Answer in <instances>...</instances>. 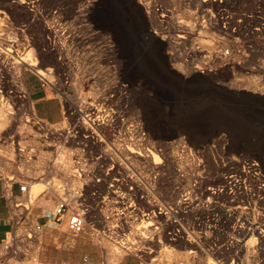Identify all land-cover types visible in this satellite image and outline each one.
I'll return each mask as SVG.
<instances>
[{
  "label": "rangeland",
  "instance_id": "obj_1",
  "mask_svg": "<svg viewBox=\"0 0 264 264\" xmlns=\"http://www.w3.org/2000/svg\"><path fill=\"white\" fill-rule=\"evenodd\" d=\"M145 1L152 10L154 3L161 4L165 16L147 13ZM230 2L249 5L248 0ZM186 6L183 0H0V107L7 115L5 122L0 119V167L7 178L41 180L40 189L51 186L8 197L12 215L22 219L6 239L12 242L10 251L0 249V264L2 259L15 264H264V242L256 240L247 253L230 246L246 240L238 226L264 229V190L256 177L245 183L252 198L233 201L231 186L207 193L213 190L209 187L223 188L222 167L233 157L256 159L264 174V103L250 112L249 105L235 100L238 93L255 91L231 84L236 74H249L259 64L242 69L209 62L206 55L220 45L199 29L183 41L175 39L174 47L147 44L182 33L168 18L182 17ZM7 43L15 44L12 51ZM22 56L34 59L44 75L19 65ZM198 68L202 71L193 72ZM25 79L59 102L57 122L39 118L35 102L19 97L22 86L27 88ZM47 124L57 126L58 133ZM217 128L210 142L197 143L201 132ZM18 132L28 136L21 141ZM131 139L155 151L159 141L172 142L169 154L177 158L184 146L199 168L177 163L159 171L125 161L119 151ZM67 161L70 174L79 172L83 179V169L88 178L69 185L61 170ZM77 192L85 226L73 235L65 220L56 224L46 213L64 195ZM181 197L187 199L177 208ZM19 202L27 208L16 207ZM149 219L153 224L145 228ZM35 221L44 223L39 233L29 228ZM186 234L200 245L184 242Z\"/></svg>",
  "mask_w": 264,
  "mask_h": 264
},
{
  "label": "built area",
  "instance_id": "obj_2",
  "mask_svg": "<svg viewBox=\"0 0 264 264\" xmlns=\"http://www.w3.org/2000/svg\"><path fill=\"white\" fill-rule=\"evenodd\" d=\"M183 1L186 4H192L190 3L192 0ZM230 1L231 0H199V5H195L197 7L193 9L195 14L192 29L177 26L176 29L179 28L183 31L182 33H176L174 39L183 41L186 39L185 35L188 36L191 31L198 29L200 32V28L204 27V29L210 33L212 32L215 34V37L211 41L216 40L220 45L219 50L208 52L209 54L206 55L209 62H219L224 65H237L242 69H248L244 67L245 65L259 64L258 69L250 67L248 70L249 73L251 69H254L255 71L259 70L262 73H259V75H262L261 77L264 80V0H248L249 5H246L245 3L242 5H235ZM143 6L145 7L146 12V8L148 7L150 12H153L154 14L157 12L161 17L165 16L164 8L159 3H154V11L152 10L149 1L143 2ZM179 19H182V17ZM163 36L162 37L166 39L171 37ZM176 43L179 44V41ZM198 69L200 70V68ZM200 71H202V69ZM19 97L23 98L21 94ZM252 162L255 161L244 157L240 159L238 158L240 170H243L246 173V176H243L245 179L246 177L248 178L251 176L256 177L257 173L261 172V169L258 172L257 170H251L252 168H249ZM237 179L241 180L242 177L238 176ZM262 180H264V174ZM15 184L18 185V193L22 195H28L30 193L31 187L29 186L28 181L23 182L13 178L4 177V174L0 169V190L2 197L6 200H8V197H13ZM79 198H81V194L77 200ZM47 216L56 224H60L65 220L67 231L73 235H77L84 230L85 211L81 209L79 205L76 203L73 204L71 201L61 198L55 205L53 212ZM21 219L22 217L14 218L13 216V227L15 223H21ZM43 227L44 223L39 221L31 223L29 226L30 230L34 233H39L42 231ZM11 231L9 233H11ZM7 238L8 236L6 239ZM6 239L0 242V249L10 251L12 248V242L9 240L6 241ZM2 262L5 264H15L8 262L6 259H2Z\"/></svg>",
  "mask_w": 264,
  "mask_h": 264
},
{
  "label": "bare ground",
  "instance_id": "obj_3",
  "mask_svg": "<svg viewBox=\"0 0 264 264\" xmlns=\"http://www.w3.org/2000/svg\"><path fill=\"white\" fill-rule=\"evenodd\" d=\"M170 2L172 3H175V2H179L180 0H169ZM132 2V1H131ZM91 2L89 1L88 4H90ZM190 3H192L193 5H199V0H192ZM94 4V3H93ZM192 4H187L186 8L184 9L185 11V15H183L182 19H179L181 16H179L178 14H175V15H172L168 18V23L170 24V26L173 28V29H176L177 26H181V27H184V28H190L192 29L193 27V20H194V14H195V11L193 10V8L191 7ZM147 13H150L149 11V8L147 7ZM2 10V9H0ZM140 14V13H139ZM140 16V15H139ZM154 17V16H153ZM156 20V18L154 17V21ZM143 21V20H141ZM153 19L150 18V22H152ZM153 23V22H152ZM154 33H157V31H154ZM200 32H203V33H208L207 34V37L208 40H212L214 37H215V34L214 33H210L209 31H207L206 29H204V27L200 28ZM145 36V35H144ZM178 36V35H177ZM164 37V36H163ZM150 38V37H149ZM166 39V38H165ZM143 40H145L143 38ZM150 40V39H149ZM144 42V41H143ZM146 42V41H145ZM149 45H152L154 46V48L156 49H161L162 47H165V46H169V47H174L177 45V43L175 42V39L172 37H169V39H166L165 42H159L158 40L156 39H151L150 41H148ZM7 47L10 51H12V47L15 45H13L12 43H7L6 44ZM8 50V51H9ZM28 55V54H27ZM23 57V58H22ZM21 58H19L18 60L20 62H18L19 65H25L31 69H33L34 71H36L38 74H40L41 76L44 75L45 71L42 70L36 63V61L34 59H29V57H25V56H22ZM176 65L177 67H179L178 64L176 63H173V66ZM26 67V68H27ZM174 70V69H173ZM200 71L199 69H193V72H198ZM172 73V75L174 74L173 71H170ZM169 72V73H170ZM260 71L258 70H254V69H251L250 70V73L249 74H236L233 78H232V82L231 84H234L235 86H237L239 89H244V88H240L242 85L246 86V87H251L253 89V91H255V93L253 92H244V93H238V99H236L235 97V101H237L239 103V105H243V104H247L249 105L251 108V111H255V110H258V106L262 103H264V80L262 79V75H259ZM18 74V77H20V72L17 73ZM198 76V75H197ZM194 77V76H192ZM196 77V76H195ZM181 78V77H180ZM201 78V77H200ZM204 78V77H203ZM23 85V84H22ZM23 91H21V95L23 96V98H27L29 97L28 96V90L27 88H25V86L23 85ZM237 91H235L234 93H236ZM240 92V91H239ZM232 94V93H231ZM235 95V94H234ZM233 95V96H234ZM237 95V94H236ZM234 100V99H233ZM247 103H246V102ZM7 103V102H6ZM33 103V102H32ZM8 105V104H7ZM78 106V105H77ZM4 108V107H3ZM2 107H0V119L2 122H5L6 119H7V115L5 114L4 112V109ZM9 109V108H8ZM32 110V109H31ZM30 111V110H29ZM11 114V113H10ZM31 114V113H30ZM33 115V114H32ZM244 115V114H243ZM255 115V114H254ZM26 116H24L25 118ZM21 118V117H20ZM25 121H27V119H25ZM249 121V120H248ZM9 123V122H8ZM23 123V122H22ZM41 123V122H40ZM44 123V122H42ZM5 125V124H4ZM32 126V125H31ZM18 127V126H17ZM30 127V126H29ZM46 127H48V130H51L53 132H56L57 131V126L55 125H50V124H47ZM62 127H64V125H62ZM22 129V127H20ZM60 128V127H59ZM19 129V127H18ZM32 129V128H31ZM47 129V128H46ZM60 130V129H59ZM21 131V130H20ZM28 132V131H27ZM19 133V136H17L20 140L21 139H25V137L28 136V134L25 132H18ZM58 133V131H57ZM17 134V133H16ZM59 136V135H58ZM23 141V140H21ZM44 141V140H43ZM180 141V140H179ZM183 141H180V145H182ZM19 143V142H18ZM47 143V142H46ZM20 144V143H19ZM39 144V143H38ZM21 145V144H20ZM50 145V143H49ZM173 143L172 142H162V141H159L157 143V151L155 150H152L151 148H148V147H145V148H141L138 144H137V140L135 139H131L128 146H125V148H123V150H121V152L119 151V153L121 154L122 158L125 160V161H129V160H132L134 162H145L147 165L150 166V168L152 170H164V169H168L170 166L171 168L174 166H178L176 165L177 163H181V164H184L185 166H190V165H194V167L196 169L199 168V163L197 162L196 164V161L194 162V159H190L189 156L191 155L190 154V149H184V146H181L183 147V150L181 149L182 151V155L181 157L179 156V158H177L175 156V154L173 155H170L169 154V151L171 148H173ZM13 146V145H12ZM137 147V149H135ZM66 148V147H65ZM69 149V148H67ZM122 149V148H120ZM2 150V149H1ZM0 150V152H1ZM4 150V149H3ZM24 150V149H23ZM255 150V151H254ZM11 151V150H10ZM14 151V150H13ZM5 153H7L5 150H4ZM15 152V151H14ZM18 152V151H17ZM40 152V151H39ZM38 152V153H39ZM171 152V151H170ZM253 152L254 153H258L259 151H257L256 149H253ZM4 153V154H5ZM21 155L24 153L23 152H19ZM61 153V152H60ZM12 152H11V157H12ZM7 155V159H8V153L5 154ZM15 155V154H14ZM2 156V155H0ZM162 156V157H161ZM233 156V155H232ZM4 158V156H2ZM14 157V156H13ZM19 157V156H18ZM23 158V157H22ZM40 158V157H39ZM167 162L165 165L162 164V160L163 159ZM1 159V158H0ZM10 159V157H9ZM27 159V158H26ZM25 160V159H24ZM28 160H31V158H28ZM252 161H255V162H252L250 164V167L249 168H252L251 170H257L259 172V170L261 169V172L257 173V176L256 178H254L256 181V183H258V189L261 191V190H264V180H262V176H263V173H262V165L261 163H259L256 159H251ZM4 161V160H3ZM33 161V160H32ZM11 162V161H10ZM27 162H30V161H27ZM25 162V163H27ZM119 162V161H118ZM5 163V162H4ZM8 163V162H7ZM32 163V162H31ZM2 164V163H1ZM121 164L122 166H124L123 162L119 163ZM137 164V163H136ZM44 166V165H43ZM72 166V163L71 161H67L66 165L61 167V170L63 171V176L65 177L66 180H68L69 182V185H72L74 182L78 181L80 182V180H85L88 178V172L86 170H83L82 169V173L81 175L83 176L84 175V178L82 179L81 176H80V173H76L75 175L74 174H70V172H68V168ZM36 167V166H34ZM40 167V166H39ZM38 168V167H37ZM43 168V167H42ZM0 169L2 170V168L0 167ZM49 169V168H48ZM58 169V168H57ZM190 169V168H189ZM223 169V172L225 174H228V175H222L221 176V183L223 184L221 189L219 188H216L214 189V187H209L208 189H213L211 192L207 191V193L209 194H219L221 192H224L226 191V187L229 186V189L231 187H234L233 189L229 190V192L232 193V196L230 197H233V201L239 199V198H252L253 195H252V191L249 189V187H246L245 186V182H246V179L247 181H250L248 180V178L246 177H243V176H246V173L243 171V170H240V167H239V164H238V158L236 157H233L231 158V162L228 164V165H224L222 167ZM32 170V169H31ZM42 170V169H41ZM176 170V169H175ZM38 171V170H37ZM3 172V171H2ZM39 172V171H38ZM4 174V173H3ZM73 176V177H72ZM238 176H241L242 179H237ZM4 177H6L4 175ZM61 179V178H60ZM188 182L187 184H190V181L189 179L187 178L186 179ZM62 181V180H61ZM28 184L29 186L31 187L30 189V192L32 191V189L34 190V192H38V191H42L44 188H48L50 189L51 186H49V184H47L44 188L40 189L39 185L38 184H42V181L41 180H38V181H28ZM64 184V183H63ZM66 184V183H65ZM68 185V186H69ZM116 186H119V183H116ZM231 186V187H230ZM55 188V187H54ZM56 191V190H54ZM226 193V192H225ZM77 195H74L72 197H68V196H65L62 197V199H65L67 201H71L73 204L76 203L77 201V198L80 196V193H76ZM60 195V193H59ZM177 195V194H176ZM225 195V194H223ZM222 195V196H223ZM180 195H177V197H179ZM214 196V195H212ZM227 197V196H226ZM210 198V197H208ZM183 199H186V198H182L179 199L177 201L178 203V206L176 205L177 208H181V204L183 202ZM30 201V200H28ZM186 201V200H185ZM25 203V201H24ZM261 203V202H260ZM15 206L16 207H19V206H23V207H27L26 205L23 204V202H20V203H15ZM176 212V211H174ZM179 213V212H178ZM174 214V213H173ZM153 222H152V219H149L148 221H146V224L144 225L145 228H148V226L152 225ZM139 229V228H138ZM18 230V229H17ZM242 235L243 237L246 239L245 242H243V244L241 243H235V244H230V246H234V245H237V246H234L235 248H238L243 250L245 249V252L247 253L249 250L248 248L255 244L256 240H259L260 242H264V229H260L258 226H254L253 228H246V227H243V226H239V228L237 229ZM19 232V231H18ZM10 234V233H9ZM137 234L139 235V237L144 240V238L146 237L144 235L143 232H140L139 230H137ZM183 240L184 242H186L187 244H191V245H194L195 247H197V245H200L199 242H196V240L193 238V236L191 235H184L183 236ZM170 242L173 240V238L171 239H168ZM195 240V241H193ZM169 249V248H168ZM167 251V250H165ZM171 253V252H170ZM170 253L168 252H164L163 256H166V257H169L170 256ZM184 254V253H183ZM122 255V254H121ZM117 256V255H116ZM183 257V256H182ZM121 258V257H119ZM185 259V258H184ZM118 260V259H117ZM152 260H157L156 258H153ZM167 260V258H166ZM180 261V260H179ZM3 264V263H2ZM26 264H30V262H26ZM110 264H115V263H112V261H110ZM119 264V262H118Z\"/></svg>",
  "mask_w": 264,
  "mask_h": 264
},
{
  "label": "crops",
  "instance_id": "obj_4",
  "mask_svg": "<svg viewBox=\"0 0 264 264\" xmlns=\"http://www.w3.org/2000/svg\"><path fill=\"white\" fill-rule=\"evenodd\" d=\"M27 79H25L26 81ZM26 87L30 98L35 102L34 110L36 115L50 123L57 122L61 118V108L59 102L49 97L45 89L39 85L34 86L32 82L26 81ZM14 192L18 193V185H14ZM51 212H47L46 216ZM13 228V216L10 210L8 200L2 197L0 190V242L5 240L8 233Z\"/></svg>",
  "mask_w": 264,
  "mask_h": 264
},
{
  "label": "water",
  "instance_id": "obj_5",
  "mask_svg": "<svg viewBox=\"0 0 264 264\" xmlns=\"http://www.w3.org/2000/svg\"><path fill=\"white\" fill-rule=\"evenodd\" d=\"M219 130H220V128H217V129L213 130L210 133H208V132H205V133L201 132V134H202L201 135V138L197 141V143L204 144V143L210 142L211 141V136L213 134H216ZM175 135H176V133L173 132L171 134H168V135L164 136V138L165 139H169V138H172Z\"/></svg>",
  "mask_w": 264,
  "mask_h": 264
}]
</instances>
